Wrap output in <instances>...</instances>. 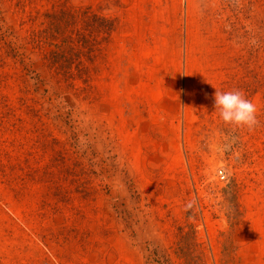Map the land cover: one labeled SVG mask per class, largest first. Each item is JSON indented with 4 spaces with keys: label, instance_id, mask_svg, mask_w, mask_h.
Masks as SVG:
<instances>
[{
    "label": "rangeland",
    "instance_id": "obj_1",
    "mask_svg": "<svg viewBox=\"0 0 264 264\" xmlns=\"http://www.w3.org/2000/svg\"><path fill=\"white\" fill-rule=\"evenodd\" d=\"M55 10L85 57L0 51V264H264V0H0V28L22 52Z\"/></svg>",
    "mask_w": 264,
    "mask_h": 264
},
{
    "label": "trees",
    "instance_id": "obj_2",
    "mask_svg": "<svg viewBox=\"0 0 264 264\" xmlns=\"http://www.w3.org/2000/svg\"><path fill=\"white\" fill-rule=\"evenodd\" d=\"M47 23L49 22L48 28H42V31L33 30L28 36L27 39L28 45L30 48L28 50L23 49L20 51L18 47L24 40L18 39L15 36L14 32L11 30L10 32L5 30L4 27L0 28V44L2 47L0 51H5L7 56L10 57H76L77 59H81V57L86 56V52L89 51L88 43L86 40V36L81 35L80 30H64L62 34H59L63 39L61 44H56L55 40H58V33L60 32V25L62 23H67L70 19L72 27L76 25L79 21H82L86 28L89 27V22L91 18L89 17V12L86 10L82 12V15L75 16V13L65 12L63 10H55V13L52 15H46ZM72 21H74L72 23ZM68 25V24H67ZM69 26V27H70ZM73 32L76 33V37H73ZM41 36V37H39ZM48 39V43L46 40ZM13 43V44H11ZM80 43V44H75ZM22 45V44H21ZM44 45H47L51 48V51L46 52ZM55 49V50H54ZM25 60L22 58L21 63L26 67ZM54 65L58 66L57 60H53ZM67 81L72 78L71 76H65Z\"/></svg>",
    "mask_w": 264,
    "mask_h": 264
},
{
    "label": "clouds",
    "instance_id": "obj_3",
    "mask_svg": "<svg viewBox=\"0 0 264 264\" xmlns=\"http://www.w3.org/2000/svg\"><path fill=\"white\" fill-rule=\"evenodd\" d=\"M215 110L225 124L253 131L258 125L257 107L240 90L215 92Z\"/></svg>",
    "mask_w": 264,
    "mask_h": 264
},
{
    "label": "crops",
    "instance_id": "obj_4",
    "mask_svg": "<svg viewBox=\"0 0 264 264\" xmlns=\"http://www.w3.org/2000/svg\"><path fill=\"white\" fill-rule=\"evenodd\" d=\"M158 60H161L162 57H157ZM182 57L180 54L177 55V57H175L174 61V69L173 71L170 69H166L164 67H162V70H167L166 74L162 75L161 79H166L168 73L172 78L177 79V96L179 97V100H177V102L179 103L181 100V92H182V85H183V69H182ZM162 86L164 87L165 82H161ZM162 95H165V90L160 92ZM174 99V98H173ZM176 100V99H174ZM180 104V103H179Z\"/></svg>",
    "mask_w": 264,
    "mask_h": 264
},
{
    "label": "built area",
    "instance_id": "obj_5",
    "mask_svg": "<svg viewBox=\"0 0 264 264\" xmlns=\"http://www.w3.org/2000/svg\"><path fill=\"white\" fill-rule=\"evenodd\" d=\"M219 177H220L221 179H224V178H225V175H224V173H223L222 171L219 172Z\"/></svg>",
    "mask_w": 264,
    "mask_h": 264
}]
</instances>
